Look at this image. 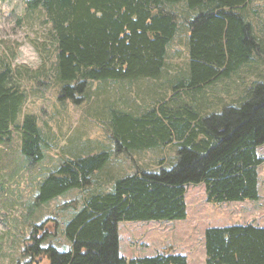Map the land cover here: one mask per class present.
I'll list each match as a JSON object with an SVG mask.
<instances>
[{
	"label": "trees",
	"instance_id": "obj_1",
	"mask_svg": "<svg viewBox=\"0 0 264 264\" xmlns=\"http://www.w3.org/2000/svg\"><path fill=\"white\" fill-rule=\"evenodd\" d=\"M252 0H30L51 25L55 43L54 80L60 100H83L87 84L104 80L156 79L166 48L174 39L178 15L165 5L184 3L194 14L186 21L188 77L173 95L135 116L110 107L108 126L114 152L177 147L170 169L139 170L117 178L110 191L92 192L74 208L63 228L70 251L42 244L50 234L33 226L25 240L24 264L46 258L48 264H189L185 255L168 250L154 257L120 254L121 222H176L187 218L186 186L201 184L210 204L258 201V166L264 160V83L256 84L238 106L203 115L192 103L168 106L180 90H199L228 78L248 63L259 46L252 26L239 12ZM196 9V10H195ZM9 65L0 66V145L13 130L20 154L32 163L44 159L43 135L33 114H23L27 99ZM85 91V92H84ZM181 103V102H180ZM109 160L108 152L69 158L41 182L35 204H45L73 190H87L92 175ZM111 184V185H112ZM72 203L66 204L71 206ZM67 208V207H66ZM204 264H264V227L251 224L204 231ZM20 264V263H18Z\"/></svg>",
	"mask_w": 264,
	"mask_h": 264
},
{
	"label": "rangeland",
	"instance_id": "obj_2",
	"mask_svg": "<svg viewBox=\"0 0 264 264\" xmlns=\"http://www.w3.org/2000/svg\"><path fill=\"white\" fill-rule=\"evenodd\" d=\"M25 0H16L17 7ZM11 0H0V66L9 65L16 74L15 83L25 90L27 99L23 114L37 119L44 141V159L32 163L20 154V136L13 130L9 144L0 145V264H24L25 240L33 226L43 225L41 234L50 236L42 244L59 252L70 251V242L63 228L74 216L73 207L80 208L82 200L92 192L111 190L117 178L139 170L170 169L176 164L177 147L170 144L152 149L114 152L107 110L113 109L139 115L173 95V87L188 77L187 28L184 23L194 14L182 3L165 5L178 15V32L166 48L165 67L156 79L91 81L79 104L72 99L60 100V84L54 80L55 43L51 25L41 8L25 9L23 17L15 9L7 15L3 7ZM196 10V9H195ZM252 26L259 49L251 60L228 78L199 90H180L168 101V106L192 103L203 115L238 106L256 84L264 83V0H252L246 8L238 9ZM15 21V26H7ZM7 37V38H5ZM28 42L38 55L28 64L12 66L17 49ZM254 85V86H253ZM181 102V103H180ZM108 152L109 160L95 172L87 190H73L45 204H35L44 178L67 159ZM264 160V145L258 149ZM259 176L258 201L210 204L205 200L204 187L187 185V218L176 222H121L120 254L124 257H154L171 250L185 255L189 264H204L203 236L206 228L251 224L264 227V162L256 169ZM112 184V185H111ZM107 191V192H108ZM72 203L71 206L66 204ZM67 207V208H66ZM124 228H123V227ZM31 264H48L46 258H36Z\"/></svg>",
	"mask_w": 264,
	"mask_h": 264
},
{
	"label": "clouds",
	"instance_id": "obj_3",
	"mask_svg": "<svg viewBox=\"0 0 264 264\" xmlns=\"http://www.w3.org/2000/svg\"><path fill=\"white\" fill-rule=\"evenodd\" d=\"M28 2H30V0H25L24 3H21L19 7H17L16 0H11V3H8L6 6L3 7V11L7 15L8 13H11L15 9L16 15L18 17H23ZM14 26H15V21L13 20L12 23L9 24L7 27L11 28ZM37 55L38 53L32 47V45L28 42H25L17 49V54L11 62L12 66L15 67L16 65L28 64L29 61L31 59H34Z\"/></svg>",
	"mask_w": 264,
	"mask_h": 264
},
{
	"label": "crops",
	"instance_id": "obj_4",
	"mask_svg": "<svg viewBox=\"0 0 264 264\" xmlns=\"http://www.w3.org/2000/svg\"><path fill=\"white\" fill-rule=\"evenodd\" d=\"M184 27L185 28H187V25L184 23ZM177 32H178V30H177ZM187 33H188V29H187ZM177 34V33H176ZM174 38H175V35H174ZM174 40V39H173ZM173 40L171 41V42H173ZM258 181H259V176H258ZM257 181V182H258ZM197 186H202L203 187V185H201V184H198ZM258 187H259V182H258ZM186 189H187V187H186ZM258 191H259V188H258ZM123 227V226H122ZM125 227V226H124ZM123 227V228H124ZM119 247H120V241H119Z\"/></svg>",
	"mask_w": 264,
	"mask_h": 264
}]
</instances>
